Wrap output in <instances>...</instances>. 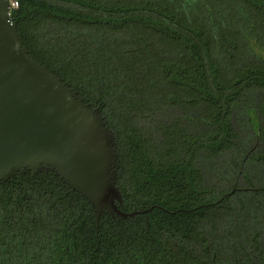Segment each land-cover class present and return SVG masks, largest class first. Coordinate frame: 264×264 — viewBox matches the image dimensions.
<instances>
[{
  "label": "trees",
  "instance_id": "trees-1",
  "mask_svg": "<svg viewBox=\"0 0 264 264\" xmlns=\"http://www.w3.org/2000/svg\"><path fill=\"white\" fill-rule=\"evenodd\" d=\"M30 55L100 109L118 208L0 183V264H264V0H12Z\"/></svg>",
  "mask_w": 264,
  "mask_h": 264
},
{
  "label": "water",
  "instance_id": "water-1",
  "mask_svg": "<svg viewBox=\"0 0 264 264\" xmlns=\"http://www.w3.org/2000/svg\"><path fill=\"white\" fill-rule=\"evenodd\" d=\"M0 0V183L16 173L54 171L103 213L117 203L118 151L100 109L33 58Z\"/></svg>",
  "mask_w": 264,
  "mask_h": 264
},
{
  "label": "built area",
  "instance_id": "built-area-1",
  "mask_svg": "<svg viewBox=\"0 0 264 264\" xmlns=\"http://www.w3.org/2000/svg\"><path fill=\"white\" fill-rule=\"evenodd\" d=\"M19 7V3L16 1L11 0V7H10V14L14 9H17Z\"/></svg>",
  "mask_w": 264,
  "mask_h": 264
}]
</instances>
